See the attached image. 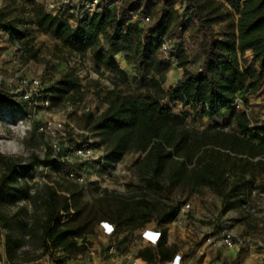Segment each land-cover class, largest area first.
<instances>
[{
  "label": "trees",
  "instance_id": "1",
  "mask_svg": "<svg viewBox=\"0 0 264 264\" xmlns=\"http://www.w3.org/2000/svg\"><path fill=\"white\" fill-rule=\"evenodd\" d=\"M101 1L106 10L77 19L73 25L63 11L51 14L37 0H4L9 9L0 8V25L20 42L27 61L37 59L36 50L26 38L28 13L39 32L57 37L63 47L80 58L90 52L98 64L114 71L109 77L112 88L99 96L106 107L97 116L86 112L84 122L105 147L106 152L100 157L104 169L126 154L143 153L138 187L143 196L132 207L124 197L103 191L98 200L106 210L100 217L98 207L81 201L82 190L76 182L65 192L48 186L43 191L32 189L27 174L38 166L54 165L55 157L40 159L32 155L21 163L16 157L0 153V207L19 201L32 207L31 212L26 206L19 207L22 214L0 212L2 264H27L50 251L87 253V236L94 232V222L99 218L111 221L117 228L124 226L134 231L152 218L161 224L178 211V201L150 199V193L170 196L179 188L188 195L208 187L221 198V211L226 212L245 204L256 177L264 176V123L252 125L244 109H234L238 93L254 94L264 82V0H125L119 9L110 10L107 0ZM157 1L164 5L158 17ZM179 3L183 4L181 11L176 8ZM139 9L150 19L153 16L150 27L126 25L131 13ZM188 17L195 20L188 40L195 43L192 52L198 64L189 68L190 55L179 51L176 45L177 51L169 55L183 73L166 90L164 83L171 66L161 59L160 46L164 40L182 44ZM221 19L225 20V29L219 36L212 23ZM198 32H202L200 39L195 38ZM248 50L258 69L248 67ZM118 54H123L126 64L133 66L136 87L115 60ZM75 71L70 67L60 74L53 85L55 90L45 96L50 106L75 101L81 92L76 87ZM166 98L189 106L194 114L208 119L223 110L232 113L222 122L202 129L188 127L186 114H174L163 103ZM0 106L26 113V102L12 94L0 93ZM162 234L157 245L161 261L176 250V246H163L166 231L162 230ZM25 237L36 243L38 254L28 258L30 251H19ZM137 257L155 261L152 248L148 247L140 249Z\"/></svg>",
  "mask_w": 264,
  "mask_h": 264
},
{
  "label": "rangeland",
  "instance_id": "2",
  "mask_svg": "<svg viewBox=\"0 0 264 264\" xmlns=\"http://www.w3.org/2000/svg\"><path fill=\"white\" fill-rule=\"evenodd\" d=\"M37 1L43 3L46 10L54 14V11L48 8L52 0ZM106 2L108 9H113L114 0ZM163 6L161 1L156 2L157 17L162 13ZM0 8L8 10L9 6L4 0H0ZM61 11L73 25L77 19L87 16L79 9L71 10L65 5ZM144 16L146 15L142 9L132 12L126 25L137 24L147 28L152 23L153 16L147 24L142 21ZM26 17L29 21L26 38L30 39V44L36 50L37 59L27 61L20 42L14 40L0 25V93L12 94L26 102L24 108L26 113L0 106V153L16 157L21 163H26L32 155H37L40 159L55 157L57 162L54 165L38 166L27 174L26 180L33 185L32 189L43 191L48 186L65 192L73 182H76L82 190L81 201L95 206L96 209L98 207L100 217L106 210L98 200L103 191L122 196L132 207L136 206L137 199L143 196V192L138 188L141 184L139 167L143 153L126 154L112 167L104 169L100 157L106 152L105 147L97 133L85 124L83 117L88 111L97 116L104 110L106 104L99 96L112 88L109 77L114 71L98 64L90 52H87L84 58H80L63 47L57 37L39 32L31 23V16L28 13ZM194 23L195 20L188 17L185 21L184 41L181 44L174 40L179 51L190 55L191 69L198 64L192 52L195 43L188 40L189 30ZM212 27L216 29L217 35L221 36L225 29V20L214 21ZM201 36L202 32H198L195 38L200 39ZM159 55L171 66L164 83V88L168 90L181 77L183 69L176 67V59L173 56L160 51ZM245 59L249 68L258 69V63L253 59L250 50L246 52ZM115 60L128 74L131 85L136 87L133 66H128L120 54L115 56ZM70 67L76 69L75 75L78 78L76 87L81 92L75 96L74 102L50 106L45 96L55 90L53 87L55 81ZM236 99L241 103L240 108L249 114L252 125H263L264 82L258 92L238 93ZM163 103L170 106L177 116L186 114V126L197 129L211 123L222 122L232 113V110H223L214 118L208 119L194 114L189 106L183 107L178 102H170L168 98ZM84 148L89 149L90 153L79 152ZM252 187L260 188L261 194L250 193L246 206H238L226 212L221 211V198L208 187H201L188 195L186 190L179 188L173 190L170 196L150 193L147 196L150 199L167 203L178 201L179 209L161 224L152 218L145 225L159 226L165 230L166 242L177 245L186 255L188 264H264V176L258 175ZM21 206H26L29 212L32 211L28 202L19 201L8 207L1 206L0 212L22 214L19 209ZM100 220L99 218L94 222V232L87 236L90 243L87 253L76 255L50 251L27 264H48L51 261L54 264H83L86 260L104 264L108 261L105 253L110 246L119 249L114 257L115 264H130L141 248L140 228L129 230L128 233V229L124 227L125 229H119L117 235L107 236L95 228ZM15 234L20 235L17 231ZM228 234L232 237L231 246L225 242V236ZM118 240L122 243L118 244ZM35 245L33 240L25 237L19 251L23 249L30 251L29 258L40 252L34 249ZM1 248L0 238V251ZM19 255L23 259L20 253ZM3 258L6 260L5 255ZM154 264L164 263L157 258Z\"/></svg>",
  "mask_w": 264,
  "mask_h": 264
},
{
  "label": "built area",
  "instance_id": "3",
  "mask_svg": "<svg viewBox=\"0 0 264 264\" xmlns=\"http://www.w3.org/2000/svg\"><path fill=\"white\" fill-rule=\"evenodd\" d=\"M124 1L125 0H114V2L112 3L113 8L119 9L122 6V4L124 3ZM64 5L67 6L68 8H70L71 10H78L79 9V11L84 12L86 15H90V14L95 13V12H101V11L106 10V7L104 6V4L102 3L101 0H61L60 2H57L56 0H52L48 4V8L50 10L54 11V14H55V13L60 12L62 9H64ZM179 6L181 8H179ZM176 8H178L181 11L183 8V4H180V3L177 4ZM134 17H137V15H134ZM142 21H143V23L147 24L150 21V17L144 16V17H142ZM176 51H177V49H176V44L174 41L164 40L161 43L160 52L169 55L170 53H174ZM240 107H241V103H239L236 99L235 103H234V108L239 109ZM79 152H83L84 154H89L90 150L87 148H84L82 150H79ZM102 156H104V154ZM261 192L262 191L260 188L251 187V193L252 194H261ZM246 204L247 203L243 204L242 206L244 207V206H246ZM97 226L103 235L115 236L119 233V228H117L112 222H110L108 220L98 221ZM162 236H163V234H162L161 230L149 229V228L143 229L140 233L141 239L144 240L149 245H153V246L157 245L162 240ZM225 242L229 246L232 245L233 241H232L231 235L228 234L225 236ZM118 252H119V249L116 246L108 247V249L106 250V253H105L106 260H108V261H105L104 264H115L114 263V261H115L114 257H116ZM91 253H93V252H91ZM48 264H54V263L51 261ZM83 264H95V263L92 262L91 260H88V261L86 260L85 262H83ZM130 264H140V263H138L137 260L134 259ZM169 264H188V262H187L186 257H183L180 254H175L172 257V259L169 261Z\"/></svg>",
  "mask_w": 264,
  "mask_h": 264
},
{
  "label": "crops",
  "instance_id": "4",
  "mask_svg": "<svg viewBox=\"0 0 264 264\" xmlns=\"http://www.w3.org/2000/svg\"><path fill=\"white\" fill-rule=\"evenodd\" d=\"M120 55H122V59L124 60V55L123 54H120ZM126 62V61H125ZM109 221V220H108ZM111 222V221H110ZM98 231H100V229L98 228V226L97 227H95ZM120 228H124V226H120L119 227V229ZM145 228H149V229H156V230H161L162 231V229L161 228H159V226H150V225H145V226H142L141 228H140V230H139V237H140V233H141V231L143 230V229H145ZM125 229V228H124ZM127 230V229H126ZM128 231V233L130 232L129 231V229L127 230ZM127 235V234H126ZM127 238L124 236V240H126ZM140 240H141V242H142V244H141V248L140 249H143V248H146V247H148V248H152V252H153V254H154V258H155V261L154 262H156L157 261V258H158V255H157V245H149L148 243H146L144 240H142L141 239V237H140ZM164 243H163V246H167V247H169V246H176V250L174 251V252H171L170 253V258H168V259H166V260H163V263L164 264H169V261L172 259V257L175 255V254H180V255H182L183 257H186V255H184V253H183V251L177 246V245H170L169 243H167L166 242V236H165V239H164V241H163ZM139 249V250H140ZM138 250V251H139ZM187 258V257H186ZM134 259H136L137 260V262L138 263H140V264H154V262H147L146 260H144V259H142V258H140V257H137L136 256V258H134Z\"/></svg>",
  "mask_w": 264,
  "mask_h": 264
}]
</instances>
